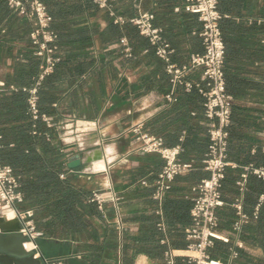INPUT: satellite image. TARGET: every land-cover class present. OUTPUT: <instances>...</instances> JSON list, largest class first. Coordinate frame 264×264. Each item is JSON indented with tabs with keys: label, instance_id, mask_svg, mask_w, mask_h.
<instances>
[{
	"label": "crops",
	"instance_id": "0c3cea01",
	"mask_svg": "<svg viewBox=\"0 0 264 264\" xmlns=\"http://www.w3.org/2000/svg\"><path fill=\"white\" fill-rule=\"evenodd\" d=\"M57 2L64 18L53 23L50 17L51 29L61 37L56 54L61 62L41 86L40 118L45 124L44 116L52 121L54 143L65 151L60 176L73 177L75 183L108 199L115 193L120 202L119 209L108 202L101 211L88 197L85 206H76L84 225L72 233L55 225L50 236L38 240L42 255L60 264H167L164 254L171 249L177 252L174 264H190L179 253L189 245L186 230L192 226V189L208 177L203 168L209 149L205 100L197 90L173 87L165 63L154 56L150 43L141 40V35L140 39L129 37L111 12L132 18L152 13L154 25L163 29L175 50L172 61L179 66L188 64L192 54L203 52L198 35L201 22L185 9L186 0H109L106 9L96 4L97 9H88L85 0ZM218 10L225 43L226 90L232 98L228 155L237 166L227 171L222 187L226 206L218 213L220 229L231 238L230 249L238 252L237 258L230 256L227 262L219 258L223 264H264V250L255 242V231L245 226L238 234L232 232L236 215L231 207L241 199L246 214L252 215L257 184L264 190V181L253 175L247 179L249 195L241 194L237 186L244 168L264 167V0H218ZM32 27L28 17L10 7L4 16L0 7V138L5 132L18 135L22 125L39 119L28 107L27 95L37 87L42 65L32 55ZM202 77L200 68L187 75L193 83ZM170 93L178 101L167 100ZM135 128L163 138L169 147L181 145V161L195 166L177 177L172 191L160 200L152 179L164 161L136 151ZM34 129L33 125V135ZM77 155L83 165L75 171L68 169ZM98 161L103 165L94 170ZM142 180L149 185L142 186ZM8 212L0 206V226L16 230L18 221L15 216L8 219ZM119 213L122 230L117 224ZM50 219L42 208L35 213L37 225Z\"/></svg>",
	"mask_w": 264,
	"mask_h": 264
},
{
	"label": "built area",
	"instance_id": "2783aa9c",
	"mask_svg": "<svg viewBox=\"0 0 264 264\" xmlns=\"http://www.w3.org/2000/svg\"><path fill=\"white\" fill-rule=\"evenodd\" d=\"M9 7L17 14L26 16L33 22L30 33V42L34 50V56L42 60L41 73L37 87L30 90V110L35 118L39 115L37 110L38 86L50 74L60 62L57 54L56 33L51 29L52 19L47 11L43 0H6ZM101 9L109 8V0H93ZM185 9L198 17L202 29L198 33L202 39L203 52L194 53L186 65L179 66L172 61L175 50L164 37L163 29L156 27L153 23L154 15L144 12L132 18L130 22L138 29L141 36L146 38L151 46L155 48L156 57L165 63L166 73L170 77L173 87H180L185 92L197 90L203 96L204 115L209 122V149L203 160V168L208 177L201 180L192 192L194 197L191 210L192 226L186 230L189 245L186 250L180 252V257L189 261L190 264H223L220 260L213 259L210 255L217 242L231 243V238L226 235L221 227L219 210L226 206L223 198L222 187L229 169L237 168L230 162L228 155L229 128L232 122V98L227 94L226 79L224 72L225 43L220 27L222 15L218 10V0H186ZM117 23L124 24L126 19L116 16L111 12ZM129 56H131L129 54ZM200 68L203 70L201 82L193 83L187 79L190 71ZM167 100L176 102L177 98L172 94L166 96ZM49 128L54 125L49 118L43 117ZM132 132L136 135V151L144 155H158L164 166L154 181L156 187L155 197L161 199L163 194L171 189V184L177 176L187 174L194 170L190 162H182L180 155L183 152L181 145L169 147L163 138L149 134L139 128ZM1 139V138H0ZM50 140V139H48ZM2 145L0 144V151ZM64 153L65 151L62 150ZM250 175L264 181V167L248 166L237 182L239 192L244 194L247 189V179ZM65 179V175L60 176ZM142 186H148V180L140 182ZM20 178L17 177L10 166L2 165L0 158V206L12 211L22 225L21 233L27 238L23 244L26 251H34L35 256L42 258L45 264H60L45 258L39 248L38 240L42 236L36 228L34 212L32 210H21L19 206L24 197L21 191ZM91 201L96 203L101 211L108 202H112L118 208L120 197L113 193L108 199L101 192L94 191ZM235 211V221L232 232L240 233L252 220L259 219L261 210L264 209V192L257 200L252 215L244 211L241 199H236L231 205ZM118 227L123 229L120 213L117 217ZM239 248L243 242L237 243ZM177 252L169 249L164 257L167 264H174ZM231 256L238 257V252L231 249Z\"/></svg>",
	"mask_w": 264,
	"mask_h": 264
},
{
	"label": "trees",
	"instance_id": "16d2710c",
	"mask_svg": "<svg viewBox=\"0 0 264 264\" xmlns=\"http://www.w3.org/2000/svg\"><path fill=\"white\" fill-rule=\"evenodd\" d=\"M5 2L7 3L6 0H0V7L4 16L6 14L7 8L9 7L8 3L7 6ZM43 2L46 5L49 15L53 18V23L64 18L61 13L58 12L57 0H43ZM85 3L88 9H97V6H95L93 0H85ZM124 18L126 19V22L123 24V28L127 32L128 36H133L136 39H140V33L138 29L130 22L132 17L125 16ZM117 27L119 26L113 28L116 29ZM54 32L57 35L55 45L58 48V42H61V37L56 29ZM141 40H143L146 44L149 42L146 38ZM151 47L153 48L154 56L156 57L155 48L153 46ZM31 49L32 55L34 56V50L32 46ZM60 62L55 67L53 73L48 75L38 87L37 110L39 113V119L28 124V126L22 125V129L19 132L20 134L10 135L9 133L5 132L0 139V144L2 145V149L0 151L1 164L10 166L13 169L14 174L20 178L22 185L21 191L24 201L19 206V208L21 210H32L34 212V221L35 213L38 212V209L42 208L43 210L48 211L49 215L51 216L50 221H47L44 225H37L36 222L35 224L37 230L41 232L42 235L49 236L52 234L53 227L55 225H60L63 229L70 230L69 232L71 233L80 230V228L84 225L85 220L83 214L79 212L76 206H79L80 208L85 206L87 203V198L89 197V199H91L93 194V191L89 190L85 185L75 183L73 177L67 176L65 179L60 178V174L64 172L63 154L54 143L56 139L54 129L47 128L46 124L40 118L43 113L41 111L42 109H40L41 86L55 73ZM27 95L28 107L30 108V94L27 92ZM33 125L35 127V135L32 134ZM156 178L152 180L155 181ZM174 181L172 182L171 189L168 192L172 191ZM257 187L258 189L256 191L258 192L259 197V194L264 192V190L261 192L263 185L258 183ZM154 189L156 192L157 189L155 186ZM246 193L249 195L248 187L244 194L246 195ZM256 203L257 201L254 204V208ZM91 207L92 209H96L94 204H92ZM248 227L255 231V242L264 250V209L261 210L259 219L256 221L252 220ZM220 243L223 242H217L216 246L210 250V255L213 259L221 261L219 258L221 257L224 262H227L228 258L231 256V249L229 246L230 244L224 248H220ZM38 245L40 248L39 242Z\"/></svg>",
	"mask_w": 264,
	"mask_h": 264
},
{
	"label": "water",
	"instance_id": "95a60500",
	"mask_svg": "<svg viewBox=\"0 0 264 264\" xmlns=\"http://www.w3.org/2000/svg\"><path fill=\"white\" fill-rule=\"evenodd\" d=\"M83 162L79 155L71 160L67 167L70 170L80 168ZM16 230H8L0 226V264H44L42 258L36 257L34 251H26L23 244L27 238L20 232L19 220Z\"/></svg>",
	"mask_w": 264,
	"mask_h": 264
},
{
	"label": "bare ground",
	"instance_id": "6f19581e",
	"mask_svg": "<svg viewBox=\"0 0 264 264\" xmlns=\"http://www.w3.org/2000/svg\"><path fill=\"white\" fill-rule=\"evenodd\" d=\"M88 125V124H86ZM93 157V156H92ZM99 160V159H98ZM94 164V163H93ZM103 164H102V161H98V162H95L94 164V170L98 169L99 167H101ZM14 213L12 211L8 212V216L7 218L8 219H13L14 218Z\"/></svg>",
	"mask_w": 264,
	"mask_h": 264
},
{
	"label": "rangeland",
	"instance_id": "374dc122",
	"mask_svg": "<svg viewBox=\"0 0 264 264\" xmlns=\"http://www.w3.org/2000/svg\"><path fill=\"white\" fill-rule=\"evenodd\" d=\"M83 124H85V126H89V125H86V123H83Z\"/></svg>",
	"mask_w": 264,
	"mask_h": 264
},
{
	"label": "clouds",
	"instance_id": "9594fccd",
	"mask_svg": "<svg viewBox=\"0 0 264 264\" xmlns=\"http://www.w3.org/2000/svg\"><path fill=\"white\" fill-rule=\"evenodd\" d=\"M108 147H110V146H108ZM87 170V169H86Z\"/></svg>",
	"mask_w": 264,
	"mask_h": 264
}]
</instances>
